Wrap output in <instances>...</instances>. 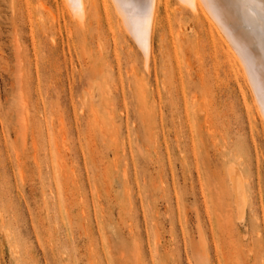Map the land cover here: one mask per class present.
Segmentation results:
<instances>
[{
    "label": "rangeland",
    "instance_id": "374dc122",
    "mask_svg": "<svg viewBox=\"0 0 264 264\" xmlns=\"http://www.w3.org/2000/svg\"><path fill=\"white\" fill-rule=\"evenodd\" d=\"M91 1L0 0V264H264V125L226 47L173 2L145 68Z\"/></svg>",
    "mask_w": 264,
    "mask_h": 264
},
{
    "label": "bare ground",
    "instance_id": "6f19581e",
    "mask_svg": "<svg viewBox=\"0 0 264 264\" xmlns=\"http://www.w3.org/2000/svg\"><path fill=\"white\" fill-rule=\"evenodd\" d=\"M59 1L64 10L82 24L87 0ZM92 1L101 3L105 10L109 5L114 9L121 31L135 43L144 58L145 68L152 56L155 33L163 23L160 7L167 11L168 5L174 2L175 11L186 7L191 14L199 16L206 26L213 28L233 58L242 84L250 91L256 113L254 120L264 125V0ZM67 34L71 36L72 33L67 31ZM243 99L246 106L244 96ZM234 168L229 176L240 205L244 203L243 188Z\"/></svg>",
    "mask_w": 264,
    "mask_h": 264
}]
</instances>
